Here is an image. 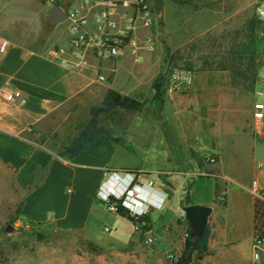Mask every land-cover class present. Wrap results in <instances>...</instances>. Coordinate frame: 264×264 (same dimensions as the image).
<instances>
[{"label": "rangeland", "instance_id": "rangeland-1", "mask_svg": "<svg viewBox=\"0 0 264 264\" xmlns=\"http://www.w3.org/2000/svg\"><path fill=\"white\" fill-rule=\"evenodd\" d=\"M13 1L15 7L8 20L14 32L27 39L38 37L40 47L54 48L67 41L66 22L53 24L50 9L54 4L67 8L73 0ZM167 1L162 11L156 9L154 13V51L142 63L128 58L120 66L124 78L136 76L139 81H148L144 110L152 123L162 129L155 131L151 142L135 146L133 151L119 150L109 164L121 175L127 169L141 170L157 179L165 172L161 174H166L171 183V198L162 208L153 210L151 234L138 229L128 218L110 212L103 204L93 230L61 231L51 224L28 222L21 216L26 192L19 189L15 176L8 170L6 181L2 180V174L0 179V264H175L189 231L188 225L182 228V221L187 222L183 200L190 189L218 206L224 205L216 201L214 192L219 176L197 175L208 170V157L214 154L211 148L197 153L195 146L199 141L208 138L210 143L214 137L221 142L226 166L244 180L252 179L256 163L251 151L256 140L264 157V138H258L254 129L242 130V121H248L253 113L254 95L234 87L231 72L224 68L242 64V45L248 41L246 34L253 18L262 30L256 34L257 45L262 46L264 24L256 11L264 0H199V3L186 0L189 4L182 14L185 27L177 20L175 0ZM248 61L243 60L244 64ZM174 67L191 69L194 76L199 72L211 75L226 72L231 89L222 90L224 114L221 115L220 109L196 112L193 84L189 89L174 92L176 104L182 108V125L174 122L176 118L165 123L163 107L154 99L152 84L159 72L167 74ZM258 87L264 89V83ZM112 119L104 117L102 124L115 128L117 123L129 122L127 117ZM242 144L248 152L244 164ZM235 152H239L238 161ZM149 236L154 237L152 242L148 241ZM202 259L195 253L192 264H202Z\"/></svg>", "mask_w": 264, "mask_h": 264}, {"label": "crops", "instance_id": "crops-1", "mask_svg": "<svg viewBox=\"0 0 264 264\" xmlns=\"http://www.w3.org/2000/svg\"><path fill=\"white\" fill-rule=\"evenodd\" d=\"M192 1L199 3V0ZM188 4L186 0H175L177 20L182 27H185L183 8ZM14 7L13 0H0V41L8 40L5 52H0V88L8 87L14 94L12 99L0 96V179L2 174V180L6 181L9 170L19 189L26 192L21 209L26 221L51 224L61 231L93 230L96 214L103 209L98 197L99 186L115 155L121 149L135 150V146L151 142L155 131L162 128L152 123L145 107L142 110L120 108L101 115L100 124L104 117H110L111 121L127 117L128 123H117L115 128L106 125L116 136L124 134L126 144L116 143L103 135L89 151L73 159L63 158L58 153L86 127L91 108L102 103L109 89L144 102L148 81H139L136 76L123 77L121 64L128 58L136 62L131 54L113 60L89 58L78 68H68L64 64L70 58L68 38L63 45L48 48L38 46V37L27 39L17 34L8 20ZM57 47L64 52L52 53ZM100 74L105 75L106 80H100ZM225 88L231 89L230 76L226 72L197 73L195 111L220 109L223 115L222 90ZM176 95L166 92L162 115L165 123H170L169 118H176L174 122L181 126L182 108L176 104ZM248 129H254L258 138H264V120L258 127L253 113L248 121H242V130ZM207 141L208 138L202 139L195 149L203 154L211 148L217 157L215 164L207 163V169L219 176L225 204L218 206L192 193V189L189 191L194 203L213 207L208 222L211 229L209 248L202 264H255L253 242L256 227L261 228L264 223V202L249 189L255 179L264 187V157L258 151L256 140L251 151L255 171L252 179L246 181L226 166L222 143L216 142L214 137L210 143ZM234 155L238 161L239 152ZM247 155L242 144V164ZM154 180L167 193L164 206L171 198V187L161 177ZM215 189L214 184V192ZM180 206L182 208V199ZM183 221L182 228L188 225Z\"/></svg>", "mask_w": 264, "mask_h": 264}, {"label": "built area", "instance_id": "built-area-1", "mask_svg": "<svg viewBox=\"0 0 264 264\" xmlns=\"http://www.w3.org/2000/svg\"><path fill=\"white\" fill-rule=\"evenodd\" d=\"M63 10L66 15L64 22L68 29L67 51L70 55L64 64L70 69L78 68L89 58L113 60L126 54H131L136 62L142 63L145 54L153 52L156 47L154 36L156 7L153 0H73ZM256 13L264 24V4L257 7ZM7 45V39L0 41L1 53L5 52ZM58 51L64 52L57 47L52 53ZM257 62L253 118L259 127L264 120V89L258 87L260 83H264V42L258 49ZM166 76L168 93L189 89L195 81L194 72L188 68L174 67ZM99 79L106 80V76L100 74ZM0 96L12 99L14 94L8 87H2ZM208 161L215 164L217 157L214 154L210 155ZM199 174L218 176L210 170H202L197 175ZM249 190L264 202V187L258 180L252 182ZM98 197L107 204L106 208L110 212L118 213L121 203L129 214L138 219L153 209L161 208L166 201L167 193L160 189L156 181L145 171L127 169L121 175L117 170L107 168L99 186ZM146 233L151 234V231ZM153 240V236L148 237V241ZM253 258L255 264H264V224L254 237Z\"/></svg>", "mask_w": 264, "mask_h": 264}, {"label": "trees", "instance_id": "trees-1", "mask_svg": "<svg viewBox=\"0 0 264 264\" xmlns=\"http://www.w3.org/2000/svg\"><path fill=\"white\" fill-rule=\"evenodd\" d=\"M258 31H262L261 27L258 20L253 18L250 22L249 32L246 34L248 41L242 45V55H240L242 64H232L231 66L224 68L231 72L232 85L234 87L252 93L256 86L258 74V62L256 60L257 52L258 49L261 48L260 45H257L256 34ZM247 58L249 61L247 64H244L243 60ZM231 60H234V58L230 59V61ZM152 89L154 91V99L159 101L163 106L165 100L164 95L167 92V76L164 72H159L157 74L155 80L153 81ZM120 108L142 110L144 108V102L136 97L122 94L116 89H109L102 103L91 108L90 119L86 127L72 140L69 145L59 151V156L67 159H73L76 156L89 151L96 144L98 138L103 135H106L109 140L116 143L126 144V140L123 137L124 134L116 136L109 127L100 124L101 115L112 113ZM130 150L133 151L131 148ZM164 175L165 174H160V177L165 183L171 185ZM38 183L39 182H37L34 187H37ZM215 195L216 201H220L222 204H225L224 189L219 180L216 182ZM102 203L107 206L105 202L102 201ZM183 204L185 206L194 204L189 193L185 196ZM117 214L128 218L129 221H131L138 229L143 230V232L150 231L152 229V211L137 219L129 214L127 209L120 203ZM186 220L189 226V231L187 233L180 257L175 264H192L195 253H197L198 259H202L209 248V241L211 237V229L209 225L202 237L193 238L190 236V224L187 217ZM142 222H145V224L143 225ZM260 229L261 228L256 227V231Z\"/></svg>", "mask_w": 264, "mask_h": 264}, {"label": "water", "instance_id": "water-1", "mask_svg": "<svg viewBox=\"0 0 264 264\" xmlns=\"http://www.w3.org/2000/svg\"><path fill=\"white\" fill-rule=\"evenodd\" d=\"M158 11L164 9L165 0H153ZM51 22L59 24L65 20V12L58 4H54L51 9ZM213 207L205 204H190L184 206V212L190 224V236L193 238L202 237L207 229L209 216L211 215Z\"/></svg>", "mask_w": 264, "mask_h": 264}]
</instances>
